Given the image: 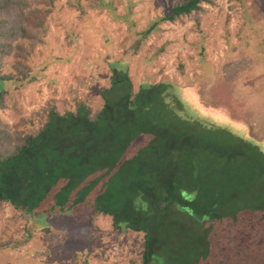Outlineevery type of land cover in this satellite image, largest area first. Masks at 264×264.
I'll return each mask as SVG.
<instances>
[{"label":"trees","instance_id":"16d2710c","mask_svg":"<svg viewBox=\"0 0 264 264\" xmlns=\"http://www.w3.org/2000/svg\"><path fill=\"white\" fill-rule=\"evenodd\" d=\"M57 2L0 0V112L15 115L11 124L0 115V211L11 207L51 233L48 219L72 213L83 202L80 197L66 198L52 191L61 172H67V165L73 170L77 162L73 159L70 164L64 159L61 167L52 157L54 147H67L68 120L73 128L107 125L118 127L110 128L124 134L135 129L141 134L142 144L126 152L129 166L139 171L138 177L148 171L150 181H135L128 199L105 196V202L86 205L89 215L84 217L86 228L82 232L88 239L94 233L96 218L102 216L111 220L117 236L131 232L141 237L140 258L133 264H264V202L255 210L241 207L245 200L248 202L245 195L252 186L264 179V144L249 138L247 129H243L233 132L241 148L229 153L225 137L228 134L231 138L232 129L228 131L229 122L224 120L229 117L225 113L223 121L211 118L209 110L219 111L204 106L197 98L195 103L190 102L187 88L174 82H141L136 88L130 76L129 58L142 50L152 34L161 31L162 24L181 22L213 1H163L161 15L138 29L132 0L122 13L117 12L112 0H86L85 6L82 0H66L67 8L81 15L88 9L106 10L114 20L125 23V41L130 45L119 60H107L109 84L100 87L96 107L74 97L73 107L60 111L51 99L39 111L24 116L17 97L45 78L35 52L46 44L47 19L57 12ZM162 51L163 47L159 48L150 59ZM249 62H227L222 73L232 78ZM126 116L151 119L149 124L130 121L123 128ZM196 126L214 130L210 143L199 144L198 138L187 133ZM72 137L83 139L80 134ZM82 153L77 148L72 151L74 155ZM55 155L59 157L57 152ZM239 158L243 159L245 183L235 176L240 165L229 166ZM233 180L238 183L232 184ZM256 197L264 200V195ZM25 243L0 232V251H14Z\"/></svg>","mask_w":264,"mask_h":264},{"label":"rangeland","instance_id":"374dc122","mask_svg":"<svg viewBox=\"0 0 264 264\" xmlns=\"http://www.w3.org/2000/svg\"><path fill=\"white\" fill-rule=\"evenodd\" d=\"M57 1V12L47 19L46 44L35 52V61L43 64L40 67L45 78L17 97L24 116L39 111L51 99L60 111L73 107L74 97L88 100L96 107L100 103V87L109 84L107 60H119L130 45L125 41L128 35L125 23L114 20L106 10L88 9L86 15H81L67 8L66 0ZM132 1L140 29L148 20L161 15L163 1L167 0ZM212 1L213 4H203L202 12L184 17L181 22L162 24L161 31L152 34L142 50L129 58V70L136 88L141 82H174L187 88L190 102L195 103L197 98L204 106L219 111L209 110L211 118L223 121L225 113L229 117L224 120L229 122L228 131L232 129L231 138L228 134L225 137L231 153L241 148L233 132L243 129H247L249 138L264 144V8L261 0ZM82 3L87 4L86 0ZM112 3L122 13L128 0H112ZM161 47L163 51L150 59ZM243 59L250 61L248 66L226 78L222 66ZM0 115L9 124L15 116L11 111ZM150 119L126 116L123 128L130 121L149 124ZM67 127V147H54L52 157L61 167L67 159L70 164L73 159L77 162L73 170H68L67 165V172H61L52 191L66 198L80 197L83 202L72 213L48 219L51 227L48 234L42 224L28 221L5 206L0 211V232L24 239L26 243L14 251L3 248L0 264H133L140 258L141 237L131 232L117 236L109 218H96L90 240L82 231L86 228L84 217L89 215L86 205L105 202V196L111 200L128 199L135 181H150L148 171L138 177L139 171L130 168L126 153L142 144L141 134L135 129L130 134L114 132L110 127L116 130L118 127L107 125L73 128L70 119ZM190 129L187 133L198 138L199 144L210 143L215 136L214 130L198 126ZM78 134L83 139L72 137ZM67 148L68 158L66 155L63 158ZM74 148L83 153L72 154ZM242 163L243 159H234L229 166L232 169L240 165L235 176L245 183ZM231 183L236 185L238 181ZM252 187L245 195L248 202L241 203L243 209H259L260 202H264L256 197L264 195V179Z\"/></svg>","mask_w":264,"mask_h":264}]
</instances>
